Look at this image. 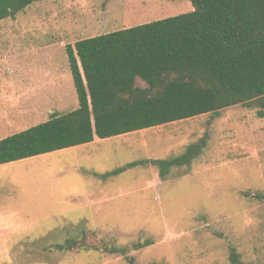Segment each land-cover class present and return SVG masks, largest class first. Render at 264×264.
<instances>
[{
    "label": "rangeland",
    "instance_id": "1",
    "mask_svg": "<svg viewBox=\"0 0 264 264\" xmlns=\"http://www.w3.org/2000/svg\"><path fill=\"white\" fill-rule=\"evenodd\" d=\"M190 10V0H42L0 21V139L77 108L65 44ZM261 111L237 104L0 164V264H128L105 243L135 264H231L232 249L240 264H264ZM204 135L201 154L165 178L150 163L128 167ZM82 231L98 250L49 247Z\"/></svg>",
    "mask_w": 264,
    "mask_h": 264
},
{
    "label": "trees",
    "instance_id": "2",
    "mask_svg": "<svg viewBox=\"0 0 264 264\" xmlns=\"http://www.w3.org/2000/svg\"><path fill=\"white\" fill-rule=\"evenodd\" d=\"M0 0V21L34 2ZM191 10L67 43L78 106L0 139V164L191 118L237 104L264 108V0H190ZM263 111L259 115H263ZM206 135L177 156L141 160L162 178L190 165ZM122 168L110 174L120 172ZM264 199V191L260 194ZM87 231L54 243L58 251L98 250ZM93 234V233H91ZM153 243L135 241L132 249ZM125 256L129 248L102 244ZM231 264H240L231 250Z\"/></svg>",
    "mask_w": 264,
    "mask_h": 264
},
{
    "label": "crops",
    "instance_id": "3",
    "mask_svg": "<svg viewBox=\"0 0 264 264\" xmlns=\"http://www.w3.org/2000/svg\"><path fill=\"white\" fill-rule=\"evenodd\" d=\"M98 140H102V139H94L93 141H91V142H96V141H98ZM81 145V144H80ZM77 146H79V145H77ZM73 147H75V146H73ZM41 155V154H40ZM34 157V156H33ZM29 158H31V157H29ZM26 159V158H25Z\"/></svg>",
    "mask_w": 264,
    "mask_h": 264
}]
</instances>
